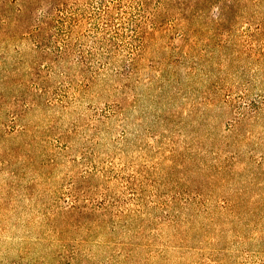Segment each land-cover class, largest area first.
Listing matches in <instances>:
<instances>
[{
  "label": "rangeland",
  "instance_id": "rangeland-1",
  "mask_svg": "<svg viewBox=\"0 0 264 264\" xmlns=\"http://www.w3.org/2000/svg\"><path fill=\"white\" fill-rule=\"evenodd\" d=\"M0 264H264V0H0Z\"/></svg>",
  "mask_w": 264,
  "mask_h": 264
},
{
  "label": "clouds",
  "instance_id": "clouds-1",
  "mask_svg": "<svg viewBox=\"0 0 264 264\" xmlns=\"http://www.w3.org/2000/svg\"><path fill=\"white\" fill-rule=\"evenodd\" d=\"M215 10V9H214Z\"/></svg>",
  "mask_w": 264,
  "mask_h": 264
},
{
  "label": "trees",
  "instance_id": "trees-1",
  "mask_svg": "<svg viewBox=\"0 0 264 264\" xmlns=\"http://www.w3.org/2000/svg\"><path fill=\"white\" fill-rule=\"evenodd\" d=\"M223 1V0H222Z\"/></svg>",
  "mask_w": 264,
  "mask_h": 264
}]
</instances>
